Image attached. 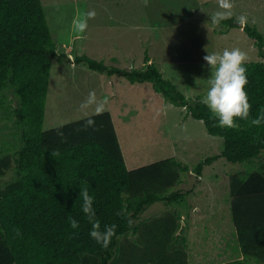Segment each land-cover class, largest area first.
Returning <instances> with one entry per match:
<instances>
[{
    "label": "trees",
    "instance_id": "16d2710c",
    "mask_svg": "<svg viewBox=\"0 0 264 264\" xmlns=\"http://www.w3.org/2000/svg\"><path fill=\"white\" fill-rule=\"evenodd\" d=\"M220 23L243 29L255 40L261 60L245 65V91L255 118L264 110V34L255 26H241L235 17ZM65 57L57 51L42 0H0V122L4 127L13 123L18 131L16 142L0 146V177L9 171L15 175L0 188V264H189L187 219L178 234L188 192L174 190L189 166L168 157L129 169L110 112L91 116L97 130H82L87 117L44 130L53 62ZM82 60L89 69L110 73L102 61L84 56L76 61ZM116 71L130 82L151 83L166 100L203 120L209 134L223 138L221 154L201 161L198 175L220 157L247 165L230 176L229 185L242 258L221 264H264V123L256 127L237 120L239 130L220 127L203 95L187 100L149 56L141 69L111 73ZM83 188L94 197L101 231L117 225L107 248L89 235ZM158 202L166 206L162 214L136 222ZM69 217L78 228L70 226Z\"/></svg>",
    "mask_w": 264,
    "mask_h": 264
},
{
    "label": "rangeland",
    "instance_id": "374dc122",
    "mask_svg": "<svg viewBox=\"0 0 264 264\" xmlns=\"http://www.w3.org/2000/svg\"><path fill=\"white\" fill-rule=\"evenodd\" d=\"M42 2L57 51L68 55L53 62L45 131L86 118L80 105L95 91L97 101L105 102L104 112L112 115L129 169L175 157L189 166L184 175L190 181L191 172L198 175L195 168L201 161L221 154L223 138L209 134L204 121L189 115L186 107L166 100L151 83H133L117 71L111 73L112 69H141L149 56L187 100L198 95L204 100L211 77L205 55L239 48L246 53L247 62L261 60L255 40L243 29L211 22V16L222 11L219 0H149L147 7L143 0ZM231 2V17L246 16L247 24L264 34V0ZM90 11H95V18L87 21L84 33H77L74 19ZM78 56L102 61L111 74L89 69L86 60L76 61ZM92 115L89 109L88 116ZM5 124L0 122V146L18 138L17 127ZM245 169L246 164L220 157L204 166V180L198 178L194 184L196 194L207 197L215 193L226 205L231 193L224 182ZM14 177L12 171L0 177V188ZM223 221L225 224L217 222L221 229L216 230L206 224L185 227L191 239L189 264H221L240 258L232 216Z\"/></svg>",
    "mask_w": 264,
    "mask_h": 264
},
{
    "label": "clouds",
    "instance_id": "9594fccd",
    "mask_svg": "<svg viewBox=\"0 0 264 264\" xmlns=\"http://www.w3.org/2000/svg\"><path fill=\"white\" fill-rule=\"evenodd\" d=\"M143 4L147 7L149 0H143ZM219 7L222 11H217L211 16V22L215 25H219L222 20L231 18L232 15L233 4L231 0H219ZM95 15V11H90L85 13L82 18L74 19V30L77 33H84L88 27L87 21L94 19ZM238 22L241 26H245L247 17L241 15ZM203 59L211 67V77L208 80L210 88L203 102L218 119L219 126L239 130L240 125L236 122L237 120L250 121V125L256 127L264 123V110L255 118L251 116L252 105L249 103L248 94L245 91V86L248 84L247 68L245 67L247 63L246 53L239 48L224 49L222 53H208ZM89 109L94 115H102L106 110L105 102L97 101L95 91L88 93L87 99L81 103L79 110L87 117L82 130H87L90 127L97 130L95 120L88 116ZM56 134L61 137V142H66L63 131L57 130ZM51 155H58V152H53ZM80 196L83 198L82 210L92 225L90 237L102 248H107L112 238L116 236L117 225H105L104 230L101 231L100 222L96 219L93 208L94 197L89 195L87 188L81 189ZM69 220L73 229L79 227L78 221L71 217ZM128 223L131 227L133 222L129 219Z\"/></svg>",
    "mask_w": 264,
    "mask_h": 264
},
{
    "label": "crops",
    "instance_id": "0c3cea01",
    "mask_svg": "<svg viewBox=\"0 0 264 264\" xmlns=\"http://www.w3.org/2000/svg\"><path fill=\"white\" fill-rule=\"evenodd\" d=\"M190 174H191L189 178L190 181H188V179L184 175L183 182L181 183L182 186L181 188H178L182 192H188V208L185 209L182 220L184 221V219H187L186 227L192 225V228H193L200 224H206V225H211L215 230L221 229L219 227L218 228L216 227L217 222L220 221L221 223L225 224L223 220L226 218L228 219L229 215L232 216L231 196L230 198L227 199L226 205H224L225 203L222 201V199L218 200V197L215 193L208 194L207 197H206V194L204 197L203 196L200 197L199 195L196 194L197 191L195 190L194 184H196L199 179L204 180L203 178L204 175L202 173L199 175H196V173L194 172L193 173L191 172ZM190 184L192 185L189 186ZM224 184L228 185L229 192H230V186H229L230 178H229V181L224 182ZM185 186L188 188H186ZM214 187L215 189H218L216 185H214ZM214 187H212V189H214ZM165 209H166V206L163 202H158L151 206H148L145 209V211L139 215L136 222L138 223V222L150 219L152 217L158 216L162 214L165 211ZM185 224L186 223L184 221V226ZM213 225H215V227ZM187 238H188V253H189V244H190L191 239L188 236ZM240 258H242V256H240ZM189 260H190V253H189ZM197 262H199V260H197Z\"/></svg>",
    "mask_w": 264,
    "mask_h": 264
},
{
    "label": "water",
    "instance_id": "95a60500",
    "mask_svg": "<svg viewBox=\"0 0 264 264\" xmlns=\"http://www.w3.org/2000/svg\"><path fill=\"white\" fill-rule=\"evenodd\" d=\"M183 226H184V221L182 220V224H181V227H180V229H179V231H178V234L181 232Z\"/></svg>",
    "mask_w": 264,
    "mask_h": 264
}]
</instances>
